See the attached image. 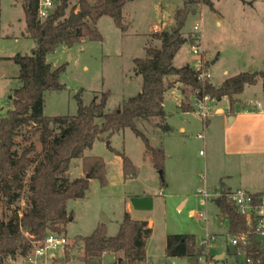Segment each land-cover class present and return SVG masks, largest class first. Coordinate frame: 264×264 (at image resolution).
<instances>
[{
	"label": "rangeland",
	"instance_id": "1",
	"mask_svg": "<svg viewBox=\"0 0 264 264\" xmlns=\"http://www.w3.org/2000/svg\"><path fill=\"white\" fill-rule=\"evenodd\" d=\"M77 1L70 0L69 8ZM186 1L128 2L123 10L126 31L118 28L110 16H103L98 21V29L103 36L101 41H84L72 47L60 45L49 53L47 61L53 69L63 65L66 69L60 75L63 89L45 94L44 114L76 115L77 94L85 105H89L96 97L99 99L103 93H108L106 112L118 110L125 100L142 89V76L135 72L134 59L146 57L147 47H161V40L155 33L170 30L180 10H188L189 14L182 29L187 41L174 58L176 67L189 64L195 68L197 61L201 60L205 70L208 69L211 74L209 80L216 86L240 72L264 71V0H212L213 9L202 3L185 7ZM196 25L201 28L199 33L194 29ZM25 30V14L20 0H0V59L18 53L33 54L36 43L23 35ZM198 34L201 35V42L193 40ZM193 45L200 47L199 54L193 53ZM0 66L8 71L6 78H0L1 118L12 108L10 95L14 88L20 86V81L19 66L15 62L9 65L0 63ZM182 88V84H176L165 98V126L170 127L171 132L148 122L138 123L153 146L163 144L165 148L164 183L161 172L154 167L146 151L144 141L130 128L111 137L104 133L94 142L92 149L85 152V155L100 156L105 160L108 183L102 186L98 179H91L86 196L69 201L68 210L73 213V219L67 224L66 237L70 245L78 236L91 235L103 215L108 219L105 223L108 235H116L127 211V203L132 202L136 216L145 215L152 221L153 233L146 246L148 264H194L188 257L166 256L168 234H193L198 244L208 236H215V241L208 238L207 251L219 254L225 250L229 239L228 222L220 216V209L213 201L203 202L198 190L207 183L212 188H221L225 184L233 189L262 191L264 158H235L224 154L222 148L228 140L227 134L214 129L215 123L206 128L196 109L184 112L179 108L181 101L192 105L196 101L189 87H186L184 95ZM239 97L246 104L259 100L264 102L262 80L246 86ZM226 104L223 101L219 106ZM224 122L223 118L219 124L221 128ZM182 127L185 128L183 132ZM39 136L35 125L23 127L15 138V150L21 154L34 144L36 151L32 155L41 154L43 146ZM119 152L132 160L137 169L135 177H125ZM32 170L33 167L24 179L23 198L12 206L6 200L0 202V218L6 219L14 208H19L20 212L27 210L28 182ZM83 176L82 160L74 159L67 177L73 180ZM199 213L207 219L200 218ZM40 246H44V241L37 244V247ZM67 253L69 261H65ZM80 256L77 247H69L64 251H49L36 259L35 264H85ZM23 261L24 258L17 257L7 259L5 264H23ZM110 262L111 257L107 256L102 264Z\"/></svg>",
	"mask_w": 264,
	"mask_h": 264
},
{
	"label": "trees",
	"instance_id": "2",
	"mask_svg": "<svg viewBox=\"0 0 264 264\" xmlns=\"http://www.w3.org/2000/svg\"><path fill=\"white\" fill-rule=\"evenodd\" d=\"M131 1L134 0H78L69 8L70 0H54V10L47 18L40 19V0H20L25 14L24 35L33 39L36 47L33 54L18 53L11 58L19 66L20 86L10 95L12 108L0 118V202L6 200L12 206L20 201L24 195L25 176L30 168L33 170L28 182L27 210L20 212L19 208H14L6 219L0 218V264H5L7 259L26 258L51 233L66 236L67 224L73 219V213L68 210L69 201L84 198L91 179H98L102 186L107 185L105 160L100 156L85 155L104 133L111 137L130 128L141 137L164 183L165 148L163 144L153 146L138 123L148 122L171 132L172 129L165 126L164 102L176 84L183 85L182 95L189 87L198 100L206 96L217 101L228 98L230 112L234 111L238 96L246 86L262 80L264 87V71L240 72L216 86L208 78H200L201 71L189 64L176 67L174 58L187 41L182 29L189 14L188 10H180L170 30L155 33L161 40V47H147L146 57L134 59L135 72L143 80L137 95L125 100L118 110L108 113V93H103L99 99L96 97L89 105H85L77 94L76 115L46 116L45 94L63 89L60 75L66 69V65L53 69L47 55L60 45L72 47L84 41H101L103 36L98 21L103 16H110L118 28L126 31L123 10ZM194 3L214 8L212 0H187L185 7ZM179 108L184 112L196 109L194 104L184 101ZM30 125L37 127L43 146L42 153L34 156V144L21 154L15 150V138L23 127ZM119 154L125 177H135L137 169L130 157ZM74 159L82 160L85 176L71 180L67 173ZM221 188L224 192L228 190L223 185ZM219 209L220 216L230 221V232L243 228V219L225 199ZM152 233L147 221L135 220L125 212L116 235L109 236L106 224L100 223L91 235L76 237L65 250L77 247L85 264H102L106 254H113L117 264H143L147 240ZM204 249L193 234H168L166 237L165 254L169 258L188 257L194 264H199ZM69 260L67 253L65 261Z\"/></svg>",
	"mask_w": 264,
	"mask_h": 264
},
{
	"label": "built area",
	"instance_id": "3",
	"mask_svg": "<svg viewBox=\"0 0 264 264\" xmlns=\"http://www.w3.org/2000/svg\"><path fill=\"white\" fill-rule=\"evenodd\" d=\"M55 6L54 0H40L39 18H47ZM194 29L197 31L196 33H199L201 28L196 25ZM196 41L201 42V35H196ZM192 51L194 54H199L200 47L193 45ZM204 66L203 62L198 60L195 69L201 71L200 78L210 79L211 74L208 69L205 70ZM195 100L197 114L204 122L209 121L217 112L212 104L214 99L206 96ZM202 179L206 183L204 176ZM198 193L203 198V202L211 200L216 204V200H220L221 204L222 200L225 199L235 208L244 222L243 228L238 232H230L231 224L229 219H223L228 222L229 228V239L225 250L219 254L209 253L206 249L208 238L211 237L215 241L216 237L208 236L204 238L199 243V245L205 247L204 253L199 257V264H264V191L251 192L244 188H237L228 189L227 192H224L222 188H212L206 183L203 188L198 190ZM199 217L204 220L207 219L202 213H199ZM69 242L66 236L51 233L44 240V246L36 247L32 254L24 258L23 264H35L36 259L43 257L49 251L58 249L64 251ZM114 264L117 263L115 262Z\"/></svg>",
	"mask_w": 264,
	"mask_h": 264
},
{
	"label": "crops",
	"instance_id": "4",
	"mask_svg": "<svg viewBox=\"0 0 264 264\" xmlns=\"http://www.w3.org/2000/svg\"><path fill=\"white\" fill-rule=\"evenodd\" d=\"M13 56L6 58L4 57L3 59H0V63H6L9 65L10 62L11 63L14 62L11 59ZM12 65L13 64H11V69L14 68ZM7 72L8 71L6 69H3L0 66L1 79L6 78L8 74ZM238 100L239 101L235 105L233 112H230V102L228 98H223L220 101L214 100L212 104L215 106L217 112L209 121L203 122L204 126L208 128L210 127V125L215 123L216 126H213L214 129H218V130L220 129L219 131L220 133L222 132L223 135L227 134L228 140L224 143L222 148L223 153L226 154L227 156L235 157V158H241L247 156H252L253 158L256 159L264 158V102L259 100L256 103L251 101L249 104H246L239 96H238ZM223 101L224 102L226 101L227 104L225 106L220 107L219 105ZM223 118L225 122L223 123V126L221 128V125L219 126V124L222 123ZM181 131L182 132L185 131V128L182 127ZM217 138H219L220 140V136H218ZM223 186L226 189H233L230 186L229 187L226 186L225 184ZM262 191H264V189ZM257 192H261V190ZM126 207H127V211L125 212H128L133 219L147 221L149 226L152 227V221L147 216L145 215L141 217L136 216L133 210L132 202H128ZM107 256L111 257L110 264H114L115 256L113 254H106L104 256V259ZM143 264H148L147 254H146V260Z\"/></svg>",
	"mask_w": 264,
	"mask_h": 264
},
{
	"label": "water",
	"instance_id": "5",
	"mask_svg": "<svg viewBox=\"0 0 264 264\" xmlns=\"http://www.w3.org/2000/svg\"><path fill=\"white\" fill-rule=\"evenodd\" d=\"M173 9H174V8H173ZM249 72H251V70H250ZM87 177H88V176H87ZM216 204L219 206V204H220V200H216ZM71 221H72V219H71ZM107 221H108L107 217L103 215V217H102V222H103V223H106Z\"/></svg>",
	"mask_w": 264,
	"mask_h": 264
}]
</instances>
